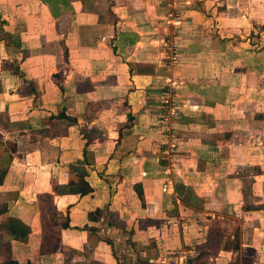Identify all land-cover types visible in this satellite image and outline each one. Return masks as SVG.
Here are the masks:
<instances>
[{"label":"crops","instance_id":"1","mask_svg":"<svg viewBox=\"0 0 264 264\" xmlns=\"http://www.w3.org/2000/svg\"><path fill=\"white\" fill-rule=\"evenodd\" d=\"M91 127L92 192L55 194ZM0 144V260L117 264L106 240L130 239L155 264H264V0H0ZM43 193L68 214L52 253Z\"/></svg>","mask_w":264,"mask_h":264},{"label":"trees","instance_id":"2","mask_svg":"<svg viewBox=\"0 0 264 264\" xmlns=\"http://www.w3.org/2000/svg\"><path fill=\"white\" fill-rule=\"evenodd\" d=\"M59 117L73 120L71 117L60 113ZM92 144V139L86 137V143L85 148L83 150V156H84V164H89L90 159H88V149L89 146ZM1 145V144H0ZM11 150L15 149V144L11 143ZM11 156H9V159L11 160ZM9 160V161H10ZM9 163V162H8ZM71 171L72 178L68 181L65 185H59V184H53V192L55 194H63V193H75L80 196L89 194L92 192L93 188L89 184V182L85 179L87 175V171L85 169V165H70L69 167ZM7 166H5L1 172H0V183H2L4 175L6 173ZM74 176V177H73ZM135 191L138 194L140 198H142V190L140 185L135 186ZM38 207L41 214V220H42V226H43V233L41 238V245H40V251L43 253H52L55 252L61 242L60 238V230L62 228H68L69 222H68V214L63 215L61 214L54 203V195L51 193H43L39 194L37 197ZM6 204L3 205L1 208L0 206V214L4 213L6 211ZM101 214V210L96 209L92 211L89 214V219L91 221H96ZM8 226L12 230L14 238L18 240H25L29 228L25 226H21L20 224H16V222L12 219L8 220ZM86 230H89L91 232L96 231V227L85 225L83 227ZM208 239L210 240L211 244L209 245L208 249L201 252L202 255L205 253L210 252H216V247L218 246V241L220 239V232L216 224H213V227L211 228V231L209 232ZM106 242L111 245L112 241L110 239H107ZM3 259L0 260V264H31L29 260H17L14 259L10 254V245H4L3 247ZM114 256V254H113ZM115 257V256H114ZM116 259V258H115ZM117 260V259H116ZM88 264H93L92 262ZM117 264H120L117 260ZM145 264H152L150 262H145Z\"/></svg>","mask_w":264,"mask_h":264},{"label":"rangeland","instance_id":"3","mask_svg":"<svg viewBox=\"0 0 264 264\" xmlns=\"http://www.w3.org/2000/svg\"><path fill=\"white\" fill-rule=\"evenodd\" d=\"M96 109H97L96 106L92 107V109L90 110L91 114L90 113L89 114L94 115V113L96 112ZM94 125L99 126L97 124H94ZM79 126L81 128V131H83V133H85L86 125L80 121ZM100 132H102L100 129L97 130L95 127L90 128V130L88 132V134H89L88 137L90 139H92V145L96 144V140H97V137L100 136ZM94 137H96V138H94ZM103 139L104 138H101L100 142H102L101 140H103ZM88 151L91 152V155H88V158L90 159V163L93 164L95 162L94 157L96 156V153H95V151L93 152V149L91 148V146L89 147ZM75 165L84 166V160H79L77 162V164H75ZM159 238L160 239L158 240L155 238H151V236H150L149 239H152L155 241H157V240L160 241L161 236ZM69 241H71V240L69 239ZM111 241H112V243H111L110 247L112 248V251H113L115 258L119 261L120 264H145V262H150L152 264H155L154 262L149 261V258H151V257H149V256L144 257L142 255L140 256L139 255V249L132 247L131 243H129L130 239L125 240L126 242L118 241L117 239L111 240ZM152 242H154V241H152ZM129 246L131 248H129ZM65 251L68 253H75L74 250H71V249L65 250ZM167 256H169V255H167ZM67 257H69V255H67ZM169 257H168V259H169ZM186 259H187V257L184 258V261H186ZM168 262H170V263L172 262V264L174 263L172 260L167 261V263Z\"/></svg>","mask_w":264,"mask_h":264},{"label":"built area","instance_id":"4","mask_svg":"<svg viewBox=\"0 0 264 264\" xmlns=\"http://www.w3.org/2000/svg\"><path fill=\"white\" fill-rule=\"evenodd\" d=\"M170 52H171V55H170V62H171L172 64H174V63L177 62V60H178V56H179V55H178L177 48H176V45H172ZM173 113H174V112H173Z\"/></svg>","mask_w":264,"mask_h":264}]
</instances>
